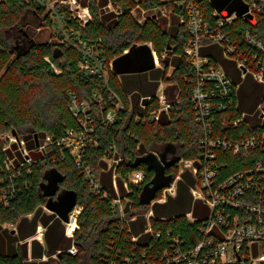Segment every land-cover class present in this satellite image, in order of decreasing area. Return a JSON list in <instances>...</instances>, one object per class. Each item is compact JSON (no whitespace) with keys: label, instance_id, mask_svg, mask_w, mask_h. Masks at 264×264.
I'll return each instance as SVG.
<instances>
[{"label":"trees","instance_id":"1","mask_svg":"<svg viewBox=\"0 0 264 264\" xmlns=\"http://www.w3.org/2000/svg\"><path fill=\"white\" fill-rule=\"evenodd\" d=\"M112 1L115 7L121 8V13L99 12V8H102L100 4L104 6L108 0H90L92 20L84 28L76 26L82 40L93 44L100 57L107 61L116 59V69L121 72L122 68L133 69L130 74L123 76L125 87L120 84L114 72L110 74V88L120 96L124 109L118 111L114 123L103 125L101 118L96 115L97 106L92 103L94 92L101 88V79H85L80 74L81 55L78 50L50 41L37 43L26 30L30 18L40 21L41 26H50L52 22L34 2L0 0V192L4 189L9 194V185L14 187L13 196H7V202L0 196V264H111L110 260L115 258V254L113 248L110 251V239L116 240L115 250L119 248L122 256H140L143 250L149 253L163 250L168 244L167 231L173 235H182L187 239V244H192L194 239L190 232L195 230L198 222L191 224L184 213L192 210L197 217L209 213L207 205L199 200H195L193 206L189 187L193 178L191 172L186 170L182 173L183 179L177 181L176 196H169L165 203L154 205L155 215L167 218L151 220L153 231L163 232L159 242H156L153 233H148L134 243L131 241V234L117 228V215L112 212L108 200L88 189V181L77 170L69 151L62 152L57 146V141L68 129L79 127L78 117L70 109L71 93H75L80 100L87 99L93 104L98 146L88 149V165L99 178L103 189L111 193H114L113 168H108V163L104 160L110 149H116L122 158L115 174L123 194L124 179L132 171L144 170L146 183L154 176V171L148 170L146 163L134 165L139 157L147 155L150 150L159 152L164 146L173 143L180 145V160L194 159L198 154L204 132L194 118L192 83L184 79V74L190 67L181 56L191 37L189 30L178 21L175 33L166 31L161 25L163 18L152 16L155 7L169 5L166 0ZM194 1L199 4L207 20L213 22L216 19V16H212L217 8L214 0ZM245 9L246 6L241 0H225L219 10L230 14L233 11L243 12ZM142 10H146L148 14L139 22L138 15L142 16ZM174 10L178 12L177 9ZM133 11H137L138 15L134 16ZM259 16L258 22L237 19L233 22V27L226 26L225 29L231 30L232 37H235L234 34H240L243 28L249 27L251 33L264 44V11ZM25 37L33 39L34 43L20 53L16 45ZM139 43H151L161 60H164V54L168 57L170 53L175 54L177 59L171 76L162 74L163 70L160 69L150 71L154 79L163 77L164 82H175L180 100L174 104L170 114L161 112L158 120H137L136 114L128 111L129 106L133 105L134 111L148 116L151 111H157L160 107L155 94L159 82L149 81L146 72L154 66L153 55L148 46L138 45ZM127 49L128 52L124 54ZM201 53L211 57L212 62L222 64L234 80H243L234 98L237 109L231 111L230 116L237 119L245 112L246 120L235 126L233 123L224 124L223 116L218 115L215 129L219 134L231 138L263 132L264 121L261 124L258 112L256 113L263 94V84L256 82L250 74L242 79L236 61L225 57L219 45L205 46ZM121 62L125 66L120 67L119 64H123ZM105 92L103 93L107 96ZM129 94L130 99L127 97ZM148 96L150 100L145 107H141L142 97ZM13 130L17 132V139L24 141L25 148L36 159L41 157V153L36 150L35 135L37 134L39 143L51 137L48 149L54 154L57 153V162L41 157L37 162L21 166L24 158L18 150V140L12 142L3 137L6 133L13 134ZM9 158L14 159L11 169L6 167ZM263 158L262 151H249L239 155L220 152L218 162L221 177L250 168ZM180 160L167 170L168 174H173L174 177L178 174ZM53 168L64 176L54 197L61 190H73L77 193V204L84 208L78 218L79 229L71 239L66 238L63 221L55 213L44 210L48 197L40 189L41 183L46 181L45 172ZM131 187L134 192L131 198L135 206L139 207L137 194L141 187L136 184H131ZM160 194L161 191L157 193V197ZM7 223L16 225L15 232L4 226ZM40 224L45 228L44 244L34 238ZM133 231L139 233L140 229L133 228ZM71 242L78 246L79 252L76 255L67 251ZM26 248L28 259L24 254ZM108 251L110 254L106 257ZM44 255L48 257L47 260H43ZM120 258L114 260L116 264H121Z\"/></svg>","mask_w":264,"mask_h":264},{"label":"built area","instance_id":"2","mask_svg":"<svg viewBox=\"0 0 264 264\" xmlns=\"http://www.w3.org/2000/svg\"><path fill=\"white\" fill-rule=\"evenodd\" d=\"M32 1L38 8L45 11L44 16H49L53 30L52 43L64 44L68 48H74L80 53L79 70L85 79H101V88L93 95V104L97 106L96 115L101 118L103 125H109L116 121L118 111L124 109V103L119 95L110 88V74L113 73L112 61L100 57L98 50L93 44L82 40L79 28H84L91 20L90 0H26ZM169 5L155 7L152 16L157 19L176 15L181 24L189 30L190 40L184 46L181 56L189 65L190 70L184 74V79L192 83L191 101L194 110L195 121L202 126L204 137L199 144V151L194 159H181L179 171L173 183L169 187L161 189L160 196L148 204H140L136 207L131 194L134 193L131 184L140 185L138 199L146 184V174L142 169H136L127 174L124 179L123 194L116 180V167L122 158L117 150H108L104 160L108 168H113V189L111 193L105 189L99 178L92 172L88 165L87 151L90 147L98 146L95 135L97 124L93 104L87 99H79L75 93H71L70 109L78 117V128L68 129L66 134L57 141L61 151H69L75 166L81 175L88 181V189L101 194L107 199L112 212L117 215L116 226L118 229L131 234V241L137 242L140 237L153 233L156 242L163 232L153 231L152 218L166 220V217H157L154 211L155 204L165 203L169 196L177 194V181L182 180L184 171L191 172L192 182L189 185L194 201L199 200L209 208L205 216H194L193 212L184 213L191 224H196L195 230L190 233L194 239L192 244H187V239L182 235L168 234V244L163 250L149 253L143 250L141 255L122 256V252L115 250V239H110V247L114 249L115 258L111 264H116V258H120L121 264H236L264 263V158L257 160L250 168L238 170L224 178L221 177L219 153L231 152L233 155L247 153L249 151H262L264 153V131L252 135H241L238 138L225 137L215 129L216 118L223 116L224 124L233 123L235 126L245 121L247 114L241 113L237 119H233L231 111L237 109L235 97L241 83L234 80L233 76L220 63L212 62L211 57L202 55L203 47L217 44L223 50V55L236 61V67L241 71L244 79L250 74L254 80L264 86V44L249 27L243 28L240 34L232 37L231 30L225 27H233L237 19L258 22L259 14L264 11V0H241L246 9L243 12L233 11L224 14L214 9L212 16L216 19L211 22L207 20L197 2L194 0H166ZM198 1V0H197ZM106 11L121 13L120 7H115L112 0L103 6ZM177 9L178 12H175ZM134 16L137 11H133ZM142 16L138 18L142 22L147 16L146 10L141 11ZM151 15V14H150ZM155 63L162 66V60L154 51ZM164 60L167 56L164 54ZM164 82V81H163ZM164 83L160 84L161 91L156 94L159 100V109L151 111L148 116L142 115L129 106L128 111L136 114V119L158 120L160 113L170 114L172 107L180 100L169 102L164 91ZM105 94L107 96L104 95ZM129 99L131 95L127 96ZM142 97L141 107L146 106ZM148 101L150 96L147 97ZM264 121V89L262 97L257 105L256 113ZM255 114V113H253ZM252 114V115H253ZM251 126V125H250ZM19 150L24 160L21 166L37 162L41 157H48L52 162H57V153L48 149L51 137H47L37 146L36 150L41 157L36 159L34 155L25 148L24 141ZM20 145V143H19ZM154 152L158 157L159 154ZM149 153V152H148ZM147 154V153H145ZM62 154V158H63ZM16 158V157H15ZM14 159H8L7 169H11ZM9 194L4 189L0 196L6 201L7 196H13L14 187H8ZM128 192V193H126ZM159 192V191H158ZM7 202V201H6ZM46 208V207H45ZM147 208L148 212H140ZM83 206L76 204L69 213L68 222H63L66 235L74 238V233L79 229L78 218ZM133 228H139L135 233ZM45 228L40 224L37 233ZM43 231V238H44ZM36 233V234H37ZM184 238V239H183ZM41 242V238H39ZM189 242V241H188ZM119 250V251H118ZM71 255L79 252L78 246L73 242L67 250ZM110 251L106 252L109 257ZM261 254H258V253Z\"/></svg>","mask_w":264,"mask_h":264},{"label":"water","instance_id":"3","mask_svg":"<svg viewBox=\"0 0 264 264\" xmlns=\"http://www.w3.org/2000/svg\"><path fill=\"white\" fill-rule=\"evenodd\" d=\"M34 43L33 39L25 37L24 41L18 42L16 48L20 53L25 52L29 46ZM147 102L148 98L145 97ZM18 137L15 130L12 131ZM36 145H39L37 134L35 135ZM180 145L169 143L158 152L159 157L154 152H149L147 155L139 157L134 165L138 166L140 163H146L148 170L154 171V176L147 182L140 194V204L150 203L157 195L158 191L164 187H169L173 181V174H168L167 170L180 160L178 155ZM44 177L46 181L41 183V190L43 194L48 197L45 207L52 213H55L61 220L68 222L69 213L77 204V193L73 190H61L56 197V193L60 189V183L64 180V176L55 168L49 169L45 172ZM25 246V245H24ZM27 256L26 252H24ZM251 264V263H250Z\"/></svg>","mask_w":264,"mask_h":264},{"label":"crops","instance_id":"4","mask_svg":"<svg viewBox=\"0 0 264 264\" xmlns=\"http://www.w3.org/2000/svg\"><path fill=\"white\" fill-rule=\"evenodd\" d=\"M216 9V8H215ZM177 16H175V15H171L170 16V18L169 17H164L163 19H162V21H161V25H162V28L164 29V30H166V31H170V32H172V33H175V31L177 30V28H178V20H177V18H176ZM142 44H144V46L146 45V46H148L149 48H150V50H151V52H152V55H153V62H154V66L151 68V69H149V70H147L146 72H148V79H149V81H156V82H159L158 83V88H157V90H156V93L155 94H159L160 93V91H161V88H160V84L161 83H163V77H159L158 79H154V78H152V76H151V74H150V71L152 70V69H154V70H163V73L162 74H166V76H168L169 75V72H171L172 73V71L175 69V63H176V55L175 54H169L168 55V57H167V59L166 60H162V63H161V65L162 66H157L156 65V63H155V57H154V51H155V49H154V47H153V45L151 44V43H139L138 45H142ZM128 52V49L124 52V54H126ZM116 61V59L115 60H112V65H113V72H114V74L117 76V79H118V81L120 82V84H122L123 86H124V79H123V76L124 75H128V74H130L129 72H131V70H133L132 68H122V71L123 72H121L120 70H118V69H116V65H115V62ZM121 63H123V64H119L120 65V67H123V65L125 66V64H124V62H121ZM144 72V71H143ZM142 72V73H143ZM150 76V77H149ZM165 84V83H164ZM166 85V86H165ZM164 85V91H165V94H166V99L169 101V102H174L175 100H176V97H177V95H176V97L175 98H173V95H174V92H175V89L173 88V86L171 85V87L169 86V85H167V84H165ZM125 87V86H124ZM177 90V89H176ZM193 202H194V199H193ZM202 203V202H201ZM203 204V203H202ZM203 205H205V204H203ZM208 212H209V210H208ZM52 213V212H51ZM198 216H200V215H198ZM63 221V220H62ZM64 222V221H63ZM43 226V225H42ZM37 233V232H36ZM65 235H66V232H65ZM35 237V236H34ZM66 238L67 239H71L72 237H69V236H67L66 235ZM71 241V240H70ZM44 238H43V242H41L42 244H44ZM72 244H73V242H71V245H70V247L72 246ZM69 247V248H70ZM28 248V247H27ZM27 248H26V254H27V256H25V258L26 259H28V257H29V255H28V250H27ZM48 259V257L46 256V255H44V257H43V260H47Z\"/></svg>","mask_w":264,"mask_h":264},{"label":"rangeland","instance_id":"5","mask_svg":"<svg viewBox=\"0 0 264 264\" xmlns=\"http://www.w3.org/2000/svg\"><path fill=\"white\" fill-rule=\"evenodd\" d=\"M51 1H53V0H51ZM214 1H215V7H217L216 9L218 11H220L219 9L223 6L225 0H214ZM100 6L102 8H99V12H103V11H106L107 10V9H105L103 7L102 4H100ZM44 13H45V11H44ZM137 15H138V13H137ZM91 17H93L92 13H91ZM138 17H140V15H138ZM40 24H41L40 21H37L36 19L30 18V22H28L26 24V30L37 41V43L46 42V41L49 42L51 39H53V30L54 29L51 26H48L46 24H44L42 26ZM12 38H13V36H12ZM22 41H24V38L22 39ZM13 42H14V39H13ZM172 73H173V71H172ZM172 73L169 72V75L168 76H171ZM163 83L169 85L170 87H171V85L173 86V88L175 89L173 98H175L176 95L178 94V92L176 90L177 89V85L175 84V82L166 81V82H163ZM3 137H4V139H10V141H12V142H17V140H18V142L20 143L18 150H20L22 148L23 144L21 143V141H19V139H17V136H15L13 134H10V133H6L5 136H3ZM192 204L194 206L195 205V202H193ZM44 210L47 213H51V211L48 210L45 207H44ZM140 212H148V211H147V208H143L142 210H140ZM191 212H192V210H191ZM4 226H6L9 229H12L14 232L16 230L15 229L16 228V225L13 224V223H7ZM43 231L44 230H40V232H38L37 234H35V237L34 238H36L38 240H40L39 238H41V240H43ZM258 254H261V253L259 252ZM55 258L56 257H54V259ZM255 264H258V261L257 260L255 261Z\"/></svg>","mask_w":264,"mask_h":264}]
</instances>
